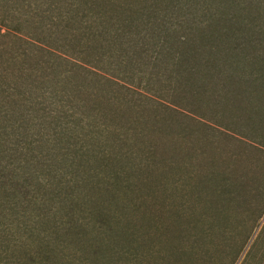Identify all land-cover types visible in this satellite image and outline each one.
Masks as SVG:
<instances>
[{
  "label": "rangeland",
  "instance_id": "1",
  "mask_svg": "<svg viewBox=\"0 0 264 264\" xmlns=\"http://www.w3.org/2000/svg\"><path fill=\"white\" fill-rule=\"evenodd\" d=\"M155 5L160 24L141 19L132 63L130 52L77 40L70 19L93 13L76 0H1L0 164L59 158L52 178L62 177L60 114L73 111L70 134L108 129L90 145L100 157L85 139L76 149L118 172L119 184L93 189L120 221L65 259L56 250L54 264H264V0Z\"/></svg>",
  "mask_w": 264,
  "mask_h": 264
},
{
  "label": "trees",
  "instance_id": "2",
  "mask_svg": "<svg viewBox=\"0 0 264 264\" xmlns=\"http://www.w3.org/2000/svg\"><path fill=\"white\" fill-rule=\"evenodd\" d=\"M76 1L80 6L87 7L83 10L90 9L89 11L93 13L88 22L78 18V13L77 17L70 19L74 27L82 31L81 37L77 40L107 48V50L118 48L130 52L132 54L128 55V59L130 58L129 61L132 63L137 58L133 54H141L139 46L143 42L131 41V36H140L139 31H142L146 25L144 23L146 19H149V23L153 21L157 25L160 24L159 20H157L158 23L150 16L152 13L155 15L153 7L157 13L160 11L156 8V0ZM141 19L144 21L142 22ZM166 23L170 24V21L165 22L163 28L169 29L171 25ZM95 30H99V33ZM6 69L4 66L0 67V70L7 71ZM27 74L34 76L37 73L28 70ZM73 86L78 89L77 85ZM66 100L71 101L68 98ZM73 116H75L73 111L67 113V110L63 115L60 114V126L63 129L60 143L64 142L65 147L68 148L60 153V162L66 165V169L60 172L62 177L53 179L59 174V158L57 163L55 159L50 162H40L36 155L32 154L11 168L0 164V256L4 253L10 264H54L56 250L60 251V259H65L69 249L84 246L86 237L94 228L102 231L103 235H114L113 232L116 231L115 223L118 225L119 216L108 214V211L100 209L110 201L105 196L96 194L93 187L99 188L100 185L96 183L101 182L106 186H110V182L114 185L119 184L116 179L118 172L107 163H94L91 159L84 160V152L76 149L78 141L81 142L82 138L86 140L88 155L96 152L95 156L100 157L104 151L101 149L97 152L91 149L90 145L96 146L97 137L99 135L102 137L108 129L102 128V130L92 125L93 129L85 133V136L78 138L68 131L69 128L71 130L72 119L70 118ZM54 163L57 166L50 167ZM32 167L46 169L51 177L39 178L32 172ZM49 170L57 171L51 174ZM101 172L106 175L102 177ZM88 176L90 178H87ZM120 186L123 188L122 185ZM130 200L131 196H121L115 204L121 209V206H125ZM120 212L121 210L119 215ZM8 214L12 217L3 224ZM12 226L22 230L20 240L9 236ZM92 239L90 244L92 254L99 256L100 248Z\"/></svg>",
  "mask_w": 264,
  "mask_h": 264
}]
</instances>
